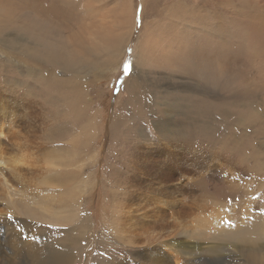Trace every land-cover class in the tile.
I'll return each instance as SVG.
<instances>
[{
    "label": "rangeland",
    "instance_id": "obj_1",
    "mask_svg": "<svg viewBox=\"0 0 264 264\" xmlns=\"http://www.w3.org/2000/svg\"><path fill=\"white\" fill-rule=\"evenodd\" d=\"M263 43L264 0H0V264H264Z\"/></svg>",
    "mask_w": 264,
    "mask_h": 264
},
{
    "label": "bare ground",
    "instance_id": "obj_2",
    "mask_svg": "<svg viewBox=\"0 0 264 264\" xmlns=\"http://www.w3.org/2000/svg\"><path fill=\"white\" fill-rule=\"evenodd\" d=\"M17 7H19V6H17ZM21 7H22V5H21ZM255 24V23H254ZM42 26V25H41ZM45 28V27H44ZM253 30V29H252ZM254 30H256V29H254ZM263 31V30H262ZM257 32V31H256ZM263 37V36H262ZM119 43V42H118ZM122 44V43H121ZM263 46H264V43L262 44ZM118 47V46H117ZM117 47H115V48H117ZM258 47L259 46H256V48H254L255 50L256 49H258ZM88 48V47H87ZM116 50V49H115ZM114 50V51H115ZM262 50V47H261V49L260 50H258V51H261ZM257 52V51H256ZM263 51H261V53H262ZM258 53V52H257ZM256 53V54H257ZM259 54V55H262V54ZM116 53L114 52V55H115ZM264 54V53H263ZM51 56V55H50ZM263 57H264V55H263ZM49 59V58H48ZM55 60V59H54ZM49 61V60H48ZM52 62V61H51ZM57 64V63H56ZM73 64V63H72ZM1 153V152H0ZM21 160V159H20ZM42 161V160H41ZM0 162H1V159H0ZM15 163H16V161H15ZM20 163V162H19ZM25 162H22V164H24ZM26 164V165H25ZM24 165L25 166H28V164L29 163H25ZM21 165V164H20ZM19 165V166H20ZM31 165V164H30ZM17 166V165H16ZM32 166V165H31ZM31 166H28V167H31ZM24 167V166H23ZM38 167V166H37ZM11 168V167H10ZM1 169V168H0ZM13 169V168H12ZM4 170V169H3ZM6 170V169H5ZM14 170V169H13ZM18 170V169H17ZM16 170V171H17ZM2 171V170H1ZM22 171V170H21ZM20 171V172H21ZM3 172V171H2ZM2 172H0L1 174H2ZM11 172V171H10ZM24 172V171H23ZM7 173H9V172H7ZM4 174V173H3ZM10 174V173H9ZM8 174V176H10ZM12 174V173H11ZM25 174V173H24ZM160 174V173H159ZM5 175V174H4ZM0 176H2V175H0ZM6 176V175H5ZM21 176V175H20ZM23 176V175H22ZM9 178H12V176L11 177H8L7 179H6V177L4 178V176L3 177H0V184H1V187H0V191L2 192V194L3 193H7L9 196L10 195H12V194H10V191H11V186L9 185V181L10 182H12L11 180H13V178L12 179H9ZM15 179V178H14ZM16 180V179H15ZM170 180H172L173 181V178L171 177L170 178ZM13 182H14V180H13ZM46 182V181H45ZM15 184V183H14ZM12 186H14V185H12ZM185 186V185H184ZM15 191V190H14ZM0 192V193H1ZM16 192V191H15ZM18 192V191H17ZM16 192V193H17ZM20 192V191H19ZM13 193V192H12ZM2 194H0V195H2ZM15 194V193H14ZM7 195V196H8ZM16 195H18V194H16ZM6 196V195H5ZM4 196V194H3V197H5ZM7 196H6V198H7ZM8 196V197H9ZM21 196V195H20ZM20 196H18V197H20ZM1 198H2V196H0ZM13 197V196H12ZM10 198V197H9ZM8 198V199H9ZM14 198H16V197H14ZM179 198H181V197H179ZM187 198V197H186ZM13 198H11V200H12ZM5 200V199H4ZM3 199H2V201L1 202H3L4 201ZM10 200V199H9ZM8 200V201H9ZM179 200V199H178ZM8 201H6V202H8ZM13 201V200H12ZM18 201V200H17ZM180 201V200H179ZM15 201H13L12 203L13 204H15V203H18V202H15ZM175 202V201H174ZM11 202H10V207H11V204H12ZM8 207V206H7ZM10 207H8V208H10ZM14 208H15V205H14ZM182 210H184L185 208H181ZM10 210V209H9ZM14 210H16V208L14 209ZM130 210H132V209H130ZM188 210V209H187ZM1 211V210H0ZM147 211V210H146ZM184 211H186V210H184ZM10 212V211H9ZM19 213V212H18ZM180 213H181V211H180ZM141 217V216H140ZM143 218V217H142ZM153 220H154V218H153ZM158 220V219H157ZM157 220H155L156 222H157ZM142 222V221H141ZM144 222V221H143ZM151 222H153V221H151ZM127 223V225H128V222H126ZM134 223V222H133ZM150 223V222H149ZM135 224V223H134ZM151 224V223H150ZM132 225V224H131ZM135 225H137V224H135ZM139 225H141L140 223H139ZM146 225V224H145ZM147 225H149L148 224V222H147ZM152 225V224H151ZM154 225H156V223L154 224ZM216 225V224H215ZM125 227V226H124ZM127 227V226H126ZM125 227V228H126ZM132 227H134V226H132ZM148 227V226H147ZM149 227H150V225H149ZM151 227H153V225L151 226ZM150 227V228H151ZM175 227V226H174ZM135 228H137V227H135ZM131 229V228H130ZM133 229V228H132ZM153 229V228H152ZM177 229V228H176ZM148 230V229H147ZM146 230V231H147ZM154 230V229H153ZM178 230V229H177ZM218 230V229H217ZM127 231V230H126ZM125 231V232H126ZM140 233H142L143 232V230H138ZM146 231H144L145 233H146ZM128 233H131V232H133V231H127ZM144 233V234H145ZM188 233V232H187ZM136 234H138V233H136ZM158 234V233H157ZM177 234H182V235H185V232H183V231H181V232H177ZM70 237V236H69ZM74 237V236H73ZM191 237V236H190ZM65 240V239H64ZM66 240H68V239H66ZM170 240V239H169ZM175 240H177L176 238H175ZM65 241H62V243L63 244H70V241L69 242H67V243H64ZM72 242V241H71ZM171 242V241H170ZM177 242V241H176ZM249 242V241H248ZM55 243V242H54ZM168 243V242H167ZM44 244V243H43ZM63 244H60V246H61V249H59V248H57V249H53V250H51L50 252H47V254H46V252H43V253H41V252H39L40 250H41V248L39 247V248H37L35 245H30L31 247H30V249H29V251H30V253H31V257L33 258V260H32V264H73V262L75 261L74 260V258H73V256H72V254H71V252H70V249H67L66 250V248H65V245H63ZM170 244H172V243H170ZM259 244V243H258ZM45 245V244H44ZM75 245H77V244H75ZM163 245V244H162ZM165 245H169V244H165ZM191 246V245H190ZM190 246L189 245H186V243L185 242H182V241H180V240H178V242H177V245H171V246H169L170 248H169V251L172 249V250H174L175 251V255H177V254H183L184 256L185 255H191V251L189 252V250H190ZM3 247V246H2ZM163 247H164V245H163ZM168 247V246H167ZM177 249V250H176ZM212 249V248H211ZM219 249V248H218ZM215 251V250H214Z\"/></svg>",
    "mask_w": 264,
    "mask_h": 264
},
{
    "label": "snow or ice",
    "instance_id": "obj_3",
    "mask_svg": "<svg viewBox=\"0 0 264 264\" xmlns=\"http://www.w3.org/2000/svg\"><path fill=\"white\" fill-rule=\"evenodd\" d=\"M129 51H130V50H129ZM131 67H132V65H131V63L129 62V63L127 64V74H130ZM9 219H11V217H9Z\"/></svg>",
    "mask_w": 264,
    "mask_h": 264
}]
</instances>
